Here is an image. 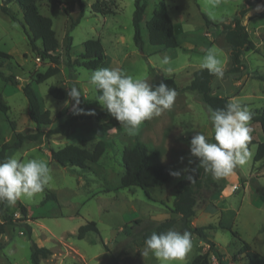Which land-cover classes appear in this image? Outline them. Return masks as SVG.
<instances>
[{
	"label": "rangeland",
	"instance_id": "1",
	"mask_svg": "<svg viewBox=\"0 0 264 264\" xmlns=\"http://www.w3.org/2000/svg\"><path fill=\"white\" fill-rule=\"evenodd\" d=\"M95 1H39L40 12L53 20V28L60 42L57 54L61 69L57 75L41 83L33 80L38 73L46 71L49 61L31 49L22 25L0 9V50L12 55V59H0V69L6 74L15 75L19 82L14 85L0 78V94L11 107L7 116L0 117L1 142H11L16 131H35L36 125L29 117V103L22 90L29 82H33V87L41 96L45 108L51 111L52 117L58 112L63 113V117L43 126V130L55 127L73 112L71 103L65 104L69 100L68 87L73 85L82 93L78 106L84 110L82 114L102 108L95 99L98 95L95 86L88 83V74L95 69L81 65L86 40L98 38L102 41L106 59L101 67L120 68L134 77L146 78L149 83V65L160 77H166L164 67H170V76L175 78L178 85L185 86L191 79V72L201 68L200 64L209 48L216 50L222 64L230 59L228 44L221 34V24L234 18L245 2L146 0L147 8L142 22L143 46L140 49L134 41L135 0H118L115 13L108 15L93 12ZM81 3L84 4V16L71 31L73 43L70 56L71 60L78 62L74 69H68L64 41L71 22L70 16L79 14ZM9 6L23 20L18 3L13 1ZM155 11L167 12L177 25L179 47L161 49L150 44L146 21ZM203 14L211 24H207ZM251 39L258 41L252 33ZM37 44L42 46L40 40ZM164 55L170 57V64L161 67ZM69 70L73 76L69 75ZM233 82L232 75H229L224 79L214 78L212 85L218 93L229 96L239 90ZM51 85L64 87L65 98L53 97L49 92ZM209 107L200 99L199 93L179 92L171 110H165L160 116L143 122L133 135L127 134L120 122L114 119H85L78 121L68 135H55L50 139L44 137L42 143L25 141L21 148L10 153V157L22 161H46L51 169V180L33 200L21 198L7 207L10 222H5L0 214V225L4 223L0 230V264H32L31 240L52 251L41 264H106L109 250L117 255L119 264H160L151 253L143 257L140 250L144 247L143 235L155 231L161 221L177 217L172 209L176 186L185 178L184 170L189 161L195 158L190 154L189 136L197 130L205 135H213L208 119ZM11 122L16 124V131L11 128ZM250 126L253 129L252 139L259 141V123L253 121ZM169 128L175 133L172 137L176 139L171 138L167 147L158 144L157 134ZM136 139L148 144L153 161L160 162L157 158H163L162 162L173 171H180V177H173L163 187H121L123 151ZM100 141L106 143L104 153L97 162L87 163L83 169L62 166L52 160L50 155L51 149L58 150L68 144L92 150ZM248 148L252 156L247 165L243 169L237 167L230 176L224 178V198L221 201L218 200L220 192H217L221 188L218 185L220 181H214L208 174L198 194L196 214L191 219L192 226L205 227L207 237L214 242L223 260L234 264L247 263L246 253L242 251L245 243L250 245L251 250L264 256V195L257 192L258 186L264 189V160L258 163L254 160L257 143ZM234 185H238V188L233 190ZM50 194H55L56 199L42 203ZM19 203L26 207L25 215ZM89 221L97 223L99 232L90 231L84 238H78L79 228ZM27 225L31 226V239ZM173 228L180 232L186 230L180 222ZM190 233L191 251L182 262L173 264H192L196 255L211 250L208 243Z\"/></svg>",
	"mask_w": 264,
	"mask_h": 264
},
{
	"label": "trees",
	"instance_id": "2",
	"mask_svg": "<svg viewBox=\"0 0 264 264\" xmlns=\"http://www.w3.org/2000/svg\"><path fill=\"white\" fill-rule=\"evenodd\" d=\"M13 1H16L20 6L23 12V20L19 19L17 14L10 8L9 4ZM39 1L40 0H2V3H0L1 11L22 25L28 36L31 49L42 59L48 60L50 63L45 72L37 74L33 80L35 83L44 82L61 71L59 67L60 59L57 54L60 42L53 28L52 18L40 12L38 5ZM258 1L259 0H246L245 3L249 5L248 7H242L234 18L221 24V34L230 48L229 57L231 66L225 71V74L232 73L243 75L248 73L247 66L243 62V54L255 50V43L250 38L249 31L246 25L243 24L242 19L249 9ZM117 2L118 0H96L92 5V10L93 12L102 15L113 14L115 13ZM146 8V0H135V11L133 14L134 41L140 49H142L143 46L142 22L145 18ZM66 12L69 14L68 11ZM84 12V4L81 3L79 14L76 17L70 16L71 22L64 41L68 69H74L75 64L78 62V60H71L70 56L73 43L71 31L80 23L81 18L84 16ZM203 15L206 18L207 24H211L212 22L205 16V14ZM257 15L264 17L263 12L255 14V16ZM146 27L151 45L161 46L164 49L177 48L180 46L177 39V26L167 12L155 11L151 18L146 21ZM39 40L42 43L41 47L37 44V41ZM0 59H12V55L6 51L0 50ZM105 59L106 52L100 39L92 38L84 42V53L81 62V65L84 68L96 69L101 67L105 62ZM69 75L73 76V74L70 73V70ZM252 77L264 81V74L255 73ZM0 78L7 83L14 85L19 84L15 75L6 74L1 69ZM214 78L215 76L210 75L206 69L200 68L193 72L189 84L181 88L176 83L174 77L158 78L155 69L149 65V80L151 84H159L163 81L176 91H195L200 94L202 100L207 105L216 109L224 107L230 100L228 97L213 94L212 82ZM22 90L29 103V117L35 123L36 128L34 132L23 133L21 131H16V124L11 122V128L13 131H16L11 142H1L2 136L0 132V160L10 157V153L21 148L25 141L42 143L44 137L50 139L55 135H68L75 124L80 120L95 119L96 121H102L106 118L116 120L103 108L91 112L94 114H74L73 111L67 114L64 121L60 124L49 130H43V126L50 125L55 119L63 117V113L58 112L55 117H52L51 111L45 108L41 96L33 87V82L25 84L22 87ZM49 92L53 97L58 99H64L66 96V89L56 85H51L49 87ZM10 110V105L0 94V117L2 115L7 116ZM252 114V121L258 122L260 125L263 140L256 141L251 139L248 146L257 143V152L254 160L262 161L264 160V104L261 108L253 111ZM212 142H215L213 138ZM105 148L106 143L104 141L98 142L92 150L76 144H68L58 150L51 149L50 155L52 160L62 166L79 167L83 169L87 166V163L97 162L104 153ZM122 162L124 172L120 179L121 187L138 186L142 189L160 187L171 181L174 177L170 174L173 171L172 168L152 161L148 145L140 139H136L131 146L124 149ZM198 162V158L195 157L187 169H197ZM188 174L189 173L186 172V175ZM190 174L195 178L194 182L191 183L186 178H183L176 186V196L173 201L172 209L174 213L179 215V218L171 217L161 221L157 225L155 232H166L167 230L172 229L179 221L186 230L192 232L201 241L208 243L210 245V251L216 252L218 256L221 257V254L215 249L214 242L207 237L204 231L205 227L192 226L191 224V219L196 214L198 194L203 189L208 174L204 172L203 168H198ZM219 181L218 185L222 187L225 183V179L222 178ZM217 192H219V188ZM257 192L264 195V189L262 187L258 186ZM49 199H56L55 194L47 195L42 203H45ZM8 206L9 204L7 202H0V214L7 223L11 221L7 216ZM19 206L21 207L22 213L25 215L27 213L26 207L20 203ZM2 225H4V223L0 225V230L3 229ZM26 227L28 236L31 239V226L27 225ZM90 231L99 232L95 221H89L82 225L78 230L77 236L78 238H84ZM151 233L152 232H147L143 235V243L145 238L150 236ZM31 243L30 261L32 264H41L43 259L48 258L52 254L50 248L40 246L33 240H31ZM242 251L246 253L248 259L246 264H264V256L251 250L248 243L243 245ZM119 263L120 261L117 255L109 250V258L106 264ZM192 264H210L209 253L196 255Z\"/></svg>",
	"mask_w": 264,
	"mask_h": 264
},
{
	"label": "clouds",
	"instance_id": "3",
	"mask_svg": "<svg viewBox=\"0 0 264 264\" xmlns=\"http://www.w3.org/2000/svg\"><path fill=\"white\" fill-rule=\"evenodd\" d=\"M211 2L218 3V0ZM160 63L161 67L169 65L170 57L164 55ZM200 67L217 79H223L225 75L214 48L207 50ZM164 72L170 78L171 68L164 67ZM88 83L95 86L98 92L95 99L102 108L119 121L129 135L135 134L143 122L171 110L177 96L176 90L163 81L151 84L146 78L134 77L120 68L98 67L88 74ZM67 95L66 106L71 103L74 114L83 112L78 107L81 90L73 85L68 87ZM207 111L215 142H210L204 133L197 132L190 140V154L198 158L197 169L203 168L214 181H219L230 176L237 167L243 169L251 159L248 144L252 139L250 121L253 114L246 105L234 100L222 108L209 107ZM197 169L184 170L189 173L185 178L191 183L195 178L190 173ZM170 174L174 177L181 175L180 171ZM50 180L51 169L44 160L22 161L15 157L0 160V202L14 205L21 198L33 200L44 191ZM191 249V233L172 228L160 233L153 231L145 238L144 247L140 250L143 257L151 253L160 264H173L182 262Z\"/></svg>",
	"mask_w": 264,
	"mask_h": 264
},
{
	"label": "crops",
	"instance_id": "4",
	"mask_svg": "<svg viewBox=\"0 0 264 264\" xmlns=\"http://www.w3.org/2000/svg\"><path fill=\"white\" fill-rule=\"evenodd\" d=\"M248 6L249 5L244 2L243 7H248ZM263 13H264V11H263ZM242 22H243V24L246 25V27H247V29L249 31V34H250V38H251V33H252V34H255V36H256V38L258 40L257 42L253 41L255 43V50H252V51H249V52H245L243 54V62L247 66L248 73H245L243 75L226 73L224 75V77H229V75H232V78L234 80L233 83L236 85V87L239 88L238 91L232 92V95L228 96V95H225V94H222V93H218V91H216V89H214L213 85H212V90H213V94H216V95H219V96H223V97H228L229 100H234V101L241 102L242 105H246L249 108V110L251 112H253L256 109L261 108V106L264 104V81H261L259 79H256V78L252 77V75L255 74V73L264 74V45H263L264 44V17L261 16V15H257V16L254 15V16L248 18L247 21L245 20V17H243ZM158 47L160 48L161 46H158ZM161 49H164V48L161 47ZM229 52H230V48L228 46V53ZM223 66H224V70L225 71L228 70L230 68V66H231L230 65V59H226L225 62L223 63ZM194 71H196V70H194ZM194 71H192L191 74H190L191 75V79H192ZM156 74H157V72H156ZM157 76H158V78H166V77H160L158 74H157ZM170 77H173V76H170ZM224 77H223V79H224ZM191 79H190V81H191ZM253 82H254V84H251ZM212 84H213V82H212ZM178 86H180V85H178ZM219 86L220 85H218V87ZM180 87L182 88L184 86H180ZM221 87H222V85H221ZM176 92L177 93H179V92L183 93L185 91H176ZM200 99L202 100L201 96H200ZM188 108L190 109V107H188ZM63 121L64 120H62L61 122H63ZM252 122L253 121L251 120L250 123H252ZM197 132H201V131L197 130L193 134H191L189 136V141L191 140V138ZM172 134H173V136H175V133L170 131V128L162 130L161 133L157 134V136H156V139H158L157 143L162 145V146L165 145L167 147L168 141H170L171 138L176 139V137H172ZM260 135H261V138H260L259 141H262L263 140V136H262L261 128H260ZM206 137L209 139L210 142H212L213 135L212 136L211 135H206ZM148 148H149V146H148ZM185 148H187V146ZM167 149H169V148H167ZM184 150H186V149H184ZM179 151L180 150H177L176 152H179ZM159 153H161V152H159ZM149 154H150V148H149ZM150 157H151V155H150ZM178 157H179V155H178ZM151 159H152V157H151ZM157 159L160 161V162H157V163H161L163 165H166L165 163L162 162L163 158L162 159L157 158ZM152 161H153V159H152ZM153 162L156 163V161H153ZM255 162L258 163L259 161H255ZM166 166H168V165H166ZM166 184H168V183H166ZM163 186H160V187H163ZM237 188H238V185H234L233 186V190L237 189ZM224 189H225L224 185L219 189V192H220V195H219V198H218L219 201H221L224 198V196H223V194H224L223 190ZM172 218H179V215H177V217H172ZM178 222L176 224H178Z\"/></svg>",
	"mask_w": 264,
	"mask_h": 264
},
{
	"label": "water",
	"instance_id": "5",
	"mask_svg": "<svg viewBox=\"0 0 264 264\" xmlns=\"http://www.w3.org/2000/svg\"><path fill=\"white\" fill-rule=\"evenodd\" d=\"M264 11V0H259L249 11L245 14V20L254 16L255 14L262 13Z\"/></svg>",
	"mask_w": 264,
	"mask_h": 264
},
{
	"label": "built area",
	"instance_id": "6",
	"mask_svg": "<svg viewBox=\"0 0 264 264\" xmlns=\"http://www.w3.org/2000/svg\"><path fill=\"white\" fill-rule=\"evenodd\" d=\"M205 253H209V262L210 264H234V262H227L223 258L219 257L216 252L207 250Z\"/></svg>",
	"mask_w": 264,
	"mask_h": 264
}]
</instances>
